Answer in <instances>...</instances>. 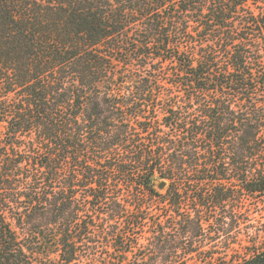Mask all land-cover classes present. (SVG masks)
I'll return each mask as SVG.
<instances>
[{"label": "trees", "instance_id": "1", "mask_svg": "<svg viewBox=\"0 0 264 264\" xmlns=\"http://www.w3.org/2000/svg\"><path fill=\"white\" fill-rule=\"evenodd\" d=\"M261 198L264 0H0V264H264Z\"/></svg>", "mask_w": 264, "mask_h": 264}, {"label": "rangeland", "instance_id": "2", "mask_svg": "<svg viewBox=\"0 0 264 264\" xmlns=\"http://www.w3.org/2000/svg\"><path fill=\"white\" fill-rule=\"evenodd\" d=\"M261 200L262 201L259 202V205L262 207V210L264 211V206H262L264 204V199L261 198ZM261 221H264V215L261 218ZM249 223L250 222H247V223L241 222L239 224V228L234 229L233 231L235 232L231 234L233 241L241 242L242 245H245L244 247L249 246L252 240L254 239V236L258 235L256 233L257 229H260V230L263 229V226H261L260 223H262V225L264 224V222H260L258 225H256V227H250ZM225 237H226L225 235H221L217 238V241H223ZM259 239L262 240V234L259 237ZM235 245L238 246V244H235ZM242 252H244V250H242Z\"/></svg>", "mask_w": 264, "mask_h": 264}, {"label": "water", "instance_id": "3", "mask_svg": "<svg viewBox=\"0 0 264 264\" xmlns=\"http://www.w3.org/2000/svg\"><path fill=\"white\" fill-rule=\"evenodd\" d=\"M163 186V182L158 184V187L161 188Z\"/></svg>", "mask_w": 264, "mask_h": 264}]
</instances>
